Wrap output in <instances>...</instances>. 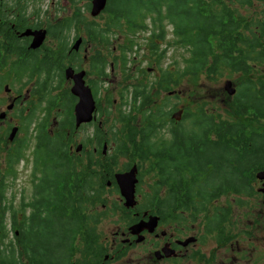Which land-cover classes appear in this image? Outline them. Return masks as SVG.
<instances>
[{"label":"flooded vegetation","instance_id":"1","mask_svg":"<svg viewBox=\"0 0 264 264\" xmlns=\"http://www.w3.org/2000/svg\"><path fill=\"white\" fill-rule=\"evenodd\" d=\"M33 1L37 0H0V84L7 72L14 79H22L7 105L12 109L1 112L11 124L6 122L2 127L0 121V235L5 231V219L14 239L19 229L9 222L11 218L31 217L37 223L52 215L47 178L53 156L48 149L62 135L60 141L67 146L71 165L78 160V168L84 170L90 152L94 153L92 192H99L101 201L93 211L89 208L96 216V228L91 238L77 239V235L76 248L69 253L72 264H264V101L254 105L248 100L243 119L238 115L231 123L203 117L208 122L203 130L196 128L186 134L177 131L179 122L157 123L139 115L137 109L134 114L113 116L104 130L103 116L110 115L107 109L113 107L114 111L118 103L115 99L109 103V95L101 89L107 72L106 68L102 71V39L94 36L101 31L100 20L89 22L93 26L87 23L85 3L74 7L73 14L66 17L58 12V0H50L56 13L38 19L37 12L43 14L45 9H32ZM236 8L237 13L227 14L224 20L234 18L232 38L237 46L233 55L244 63L239 71L231 72L244 75L242 87L258 97L264 90L260 66L264 62V0H238ZM66 22L71 28L67 39H63ZM127 34H119L125 39L122 44L112 40V51L107 53L111 76L122 75L120 60L135 47L134 35ZM140 38L135 36L134 40ZM251 64L259 68L255 80L250 76L254 71ZM79 75L91 95L93 119L75 128L74 118L70 123L64 121L59 101L76 105L79 99L72 89ZM229 77L224 78V89L229 84L235 91L236 83ZM127 89L122 87L121 92ZM119 96L122 100L123 94ZM231 102L236 113L237 102ZM121 107L119 104L117 113ZM165 126L168 130L159 131L155 134L158 141L152 142L148 130ZM13 130L17 133L9 140ZM108 132L123 136L128 147L124 150L130 152L141 150L145 154V140L149 149L157 146L156 178L141 179L142 164L138 162L131 200L121 194L115 179L106 178L100 189L101 138ZM133 141L139 149L133 147ZM189 141L191 148L180 154ZM78 145L81 149L76 152ZM111 145L113 150L123 147L119 141H109L107 146ZM181 158L186 159L184 164L179 162ZM27 159L31 166L29 197H22L17 208L12 203L5 206L7 189L15 187L13 179L29 165ZM129 168L126 165L119 172ZM105 192H110L106 198ZM103 216L111 219L110 227H100ZM8 263L0 259V264Z\"/></svg>","mask_w":264,"mask_h":264},{"label":"trees","instance_id":"2","mask_svg":"<svg viewBox=\"0 0 264 264\" xmlns=\"http://www.w3.org/2000/svg\"><path fill=\"white\" fill-rule=\"evenodd\" d=\"M226 1L229 0H107L105 12L107 20L110 21L107 28L114 27L121 30L120 22L123 21L126 33L131 32L134 35L149 30L150 39H145V43L150 46L152 55L161 53L157 46L165 41L167 25H170V34L174 40L167 43V46L181 48L187 54L183 59L182 72L176 75L177 80L200 74L212 75L223 67L231 71H239L244 62L233 55L237 46V40L232 38V31L235 29L234 18L229 16L226 21L224 20L227 14H236L237 11L229 7ZM163 21L167 22L163 24ZM108 40L109 38L105 41ZM156 57L159 62L162 60V56ZM161 73L163 77L156 88L167 90L169 84H175L171 82L172 76L169 75L172 73L167 70ZM222 89L229 97L234 95V100L237 102L235 113L237 116L245 113L248 100H252L254 105L261 100L264 101L263 89L258 97L246 87H242L237 94L231 88L229 89L232 93L229 94L228 90L224 89V85ZM139 100L145 101V105L150 106L151 95L146 87L134 88L132 101L136 103ZM108 102H111L110 98ZM262 110L264 113V107ZM124 114L121 109L118 111V115L124 116ZM161 114L160 110L154 113L145 111V116H154L157 119L162 118ZM192 117L193 114L184 108L182 121L188 118L194 129L201 130L208 124L205 119H201L205 116ZM156 131L158 130H148L152 133ZM178 131L183 132L182 127L178 128ZM104 141L108 143L109 139L102 138L101 143ZM57 149L59 148H55L53 160L49 165L47 164V186L50 190L49 199L52 200L50 201L53 206L52 215L46 219L40 218L37 223L31 217H22L20 220L11 218L9 222L19 229V235L8 243H5L7 238L5 233L0 236V259L10 263L12 261L11 264H16L15 261H20L19 264H72L69 262L70 255L76 248L77 239L92 237L97 221L91 211L93 207L101 204L99 192H92L95 181L93 176L95 171L91 167L94 164L92 161L94 153L90 152L86 168L82 170L77 166L78 160L74 161L75 166L71 165V158L68 157L67 152H61L63 148L59 149L60 151ZM150 149L148 154L157 160V146L152 145ZM115 156L114 151L112 155H108L107 150L105 155L101 153L100 189L106 179L105 173H111L113 179L114 172L110 168L115 164L113 163ZM156 165L157 161L151 168ZM59 174L62 176L61 187L59 184H54L53 187L50 178ZM14 244L22 247L14 248L12 246Z\"/></svg>","mask_w":264,"mask_h":264},{"label":"rangeland","instance_id":"3","mask_svg":"<svg viewBox=\"0 0 264 264\" xmlns=\"http://www.w3.org/2000/svg\"><path fill=\"white\" fill-rule=\"evenodd\" d=\"M58 2L61 4L59 6L58 12L64 14L66 17H69L73 14L74 7H80L83 3H85V5L87 6H86L84 18L86 19L87 23L90 26H93V23H89V22L100 20L101 31H98V33L95 34L94 36L102 39L101 40V42L103 43L102 71L104 72L106 68V72H107V77L102 78L101 89L104 95L106 96L109 95L111 102H113V99H115L118 103L114 111H113V107H109L107 109L110 111V115L106 116L105 114L103 116L102 128L104 130H106L107 127L109 126L113 116L118 115L117 108L119 104L120 106L125 104V106L121 107V110L125 114L127 113L132 114L137 109L139 115H142L145 118H152L156 120L157 123L158 121L160 122L161 120H163L164 122H169L171 120L174 122H179L178 126L179 128L182 127V131L185 134L192 132L195 129L190 124V121H188V118L182 121L184 108H187L189 112L193 114L192 118L199 117V116H205L210 119H213L215 117L222 118L221 121H224L225 123H231L232 121H234V117L237 116L235 114V108H232V102H231V99H234V95L232 97L231 96L229 97L227 93L223 91L222 86L224 83V78L231 76L229 78L232 79L234 83H236V85L234 84L235 92H236V87H237V92H239L242 85L245 83L246 78L244 75L240 76L239 74L238 75L233 74L229 68L223 67V68H220L216 73L212 74L209 77H207L205 74H200V75H195L192 77L179 78L177 80L176 75L179 72L180 73L182 72V68L184 67L183 59L185 56H187V54L181 48L174 47V46L171 47V45L167 46V43L172 42L174 40V37L170 34V28L168 27L166 29L167 34L165 36V41L159 45V50L161 51V53H157V55L162 54V60H160V62L157 57L154 58V55L156 54L151 55L150 50H149L150 46L146 45L145 43V39H150V31L148 30L146 32L145 31L138 32L136 33V35L134 34L133 36V41L135 43L134 45L137 48L133 46L132 52L127 53L128 55H126L125 59L120 60V68L123 71L122 75L120 76L119 74H116L115 77L111 76L110 75L111 71H109V67H108V63L110 60H107L106 57H107V53L112 51V47H113L112 40L117 39L121 41V44L125 41V39L119 37V34L126 35V36L128 35L124 30L125 29L124 28L125 25H123L124 22L123 21L120 22L122 23V28L119 31L117 29H114V27H112L111 29H108L107 24L109 23H107V21L109 20H107V14L105 12V9L102 10L101 12L99 11L100 13L96 16L92 15L93 0H85V2H78V0H75L74 3L71 0H65V1L58 0ZM226 4L231 8L237 9L236 7H238V0H229V1H226ZM31 8L39 9V11L41 9H45V13L43 14L40 12H37L38 19L49 18L52 13L57 12V8L53 7L50 4V0H37L33 3V6ZM81 14H83L82 11H80V15ZM65 28L66 29H65V32L63 33V39H67V36L69 34V31L71 28V25L69 22L65 23ZM132 35L133 34H131L130 37H132ZM139 35H141L140 40H134L135 36L138 38ZM107 38H109V40L106 42L105 40H107ZM126 40L127 42L130 41L129 39H126ZM251 66H253L254 71L252 72L250 76L253 80H255L256 77H258L256 76V73L257 71H259V68L255 64H251ZM260 66H261V71H262V78L264 79V62H262ZM164 70H167L172 73L169 75L172 76L171 82H175V84L173 83L169 84L167 90H163V89L158 90L156 87L163 77L161 71H164ZM6 75L8 76L6 77ZM140 76H142L141 80L139 79ZM2 78L3 79L0 84V97H3V98L0 101V117H1L0 121H1V126L4 127L6 126L7 117L3 119L1 116V112L7 113L10 109H12V106L10 107V109H8L7 105L11 104V102L13 101L14 90L20 88L22 79L21 78L14 79L13 74L11 72H7L6 74L4 73ZM23 78L25 79L26 76ZM259 80L263 81L261 79ZM3 87L5 89V92L2 91ZM122 87L128 88V89L126 91L121 92ZM142 87L144 88L146 87L150 92L151 101H152L150 106L145 105V101L139 100L136 103H133L132 101L134 88H142ZM120 93L123 94L122 100L119 96ZM227 101H230V102H227ZM59 102L64 111V114H63L64 121L67 123H70L71 119L74 118V123H75V105L71 107L68 105V103L65 100H61ZM156 110L161 111L162 118L157 119L154 116H145V111H150L154 113L156 112ZM179 110L182 111L181 115L179 117V120L175 121L172 118V115L174 112H177ZM92 113H93V110H92ZM92 119L89 122H91ZM215 121H218V119H216ZM89 122H83L81 124H85ZM7 124H11V122H7ZM74 127L75 128L77 127L76 123ZM165 127H163V129L157 128L156 130L158 131L151 134V137H153L152 142L158 141L159 139V136L158 135L155 136V134H158L159 131L161 134L164 131L168 130V128L167 127L165 128ZM88 131H90V128H87V132ZM198 131H201V129H198ZM12 133H13V138H14V135L15 133H17V130L16 131L13 130ZM103 133H105V131H103ZM165 135H167V133H165ZM61 136L62 135H60V137ZM102 138H104V140L109 139V141H119L123 144V147L122 148L119 147L118 150H113L112 148L113 145L107 146V149H106L108 155H112L113 151L116 153V156L113 160V163L115 164H113L112 167L110 168V170L114 172L113 178H114V174L118 173V171H122V169L126 165L130 167L129 170L132 169L133 167H135L137 170L136 164L138 162L142 164L141 165V179L151 180L153 178H156L155 175L158 169V163L156 167L151 168L154 166V162H156L157 160L153 156H150L148 154V151L150 149H149V142L147 140H145V154H144L141 150H138L137 152H130L129 149L124 150L127 147L126 143L123 141L124 137L118 136L117 133L108 132L105 135L102 134ZM145 139H148V138H145ZM108 143L104 141L101 144L102 146H104V145H108ZM132 144H134L133 146L134 148L139 149V144L135 145L136 144L135 141H133ZM63 145H64V142L60 141V139L55 140L54 144H51L50 148L48 149L49 154L53 156L54 158L55 148H59L60 150L63 148L61 152L63 151L67 152L68 151L67 146L66 145L63 146ZM77 147L75 148V150H77ZM190 148H191V143L189 141L186 144L185 149L182 150L180 154H184ZM59 149H57V151H60ZM79 151L80 149L77 152ZM27 161L29 165L21 171V174L18 175L16 179H13L16 181L14 185L15 187L7 189V194H6L7 200L5 202V206H8L10 203H12V206L14 208H17L19 205L20 199L22 197H29V193H30L29 175H30L31 166H30L29 159H27ZM179 162L184 164L186 162V159L181 158L179 159ZM98 170H100V173H101V166H98ZM135 174L137 175V172H135ZM105 175H106V178H112L111 173L110 174L105 173ZM61 177L62 176L60 174L57 175L56 177L54 175L51 176L50 178L51 185L53 184V187H54V184L55 185L59 184V187H61V184H62V180H60ZM16 185H19V186H16ZM109 193L110 192H105L103 197L106 198L109 195ZM110 201H112V198L110 199ZM110 205L111 203H109L107 207H110ZM101 213H104V210H102ZM0 216H1V211H0ZM101 216L102 214L100 215V217ZM102 218H104V220L102 224L100 225V227L101 228L110 227L111 219L106 218L105 216H103ZM4 225H5V231L7 233L6 234L7 238L5 240V243H8L10 240H13L12 238L13 232L11 231V233H9V230H8L9 224L6 219L4 220ZM5 231L3 233H5Z\"/></svg>","mask_w":264,"mask_h":264},{"label":"water","instance_id":"4","mask_svg":"<svg viewBox=\"0 0 264 264\" xmlns=\"http://www.w3.org/2000/svg\"><path fill=\"white\" fill-rule=\"evenodd\" d=\"M107 0H93V10H92V15L96 16L98 15L102 10L105 9ZM100 11V12H99ZM26 35L28 32L25 33ZM40 33H38L39 35ZM41 38V36H40ZM38 44H32L31 47H35ZM229 84L225 86V89L228 90L229 94L232 93L230 89ZM72 92L79 98L78 103L75 106V123L77 127L83 123V122H89L92 119V110H93V102L91 99V95L89 90L84 86L83 81L81 79V76H77L75 79V85L72 89ZM181 110L174 113L172 115V118L175 119L176 121L179 120V117L181 115ZM13 139V133L11 136H9V140ZM79 150V147L77 148V151ZM106 150V145L103 146V153H105ZM137 172L136 168L133 167L127 172L124 173H117L114 175V178L117 182V185L120 188L121 194L129 198L131 200L132 198V193H133V188L136 183V174Z\"/></svg>","mask_w":264,"mask_h":264}]
</instances>
